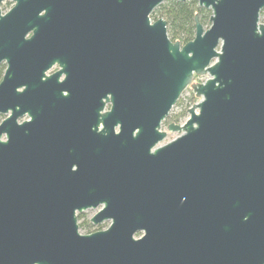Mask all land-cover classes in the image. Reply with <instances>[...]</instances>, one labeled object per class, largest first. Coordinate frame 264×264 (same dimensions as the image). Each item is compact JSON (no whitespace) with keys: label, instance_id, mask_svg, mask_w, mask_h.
I'll list each match as a JSON object with an SVG mask.
<instances>
[{"label":"water","instance_id":"95a60500","mask_svg":"<svg viewBox=\"0 0 264 264\" xmlns=\"http://www.w3.org/2000/svg\"><path fill=\"white\" fill-rule=\"evenodd\" d=\"M3 1L0 264H264V0H197L185 43L163 0Z\"/></svg>","mask_w":264,"mask_h":264},{"label":"trees","instance_id":"16d2710c","mask_svg":"<svg viewBox=\"0 0 264 264\" xmlns=\"http://www.w3.org/2000/svg\"><path fill=\"white\" fill-rule=\"evenodd\" d=\"M198 15L199 22L204 26L210 24L211 10L198 6L197 0H163L150 13V18L155 20L162 17L166 20L167 34L172 41L185 43L191 39L195 32V15ZM259 20L264 23V8L260 10ZM196 77V76H194ZM183 114L175 117L167 115L165 118L177 121ZM81 214H78V218ZM90 223L82 222L83 228H88ZM87 225V226H85ZM91 225V224H90Z\"/></svg>","mask_w":264,"mask_h":264},{"label":"rangeland","instance_id":"374dc122","mask_svg":"<svg viewBox=\"0 0 264 264\" xmlns=\"http://www.w3.org/2000/svg\"><path fill=\"white\" fill-rule=\"evenodd\" d=\"M12 1L10 0H5L3 1V3H1V11L4 12L6 10H8L11 6H12ZM157 19V18H156ZM152 20V19H151ZM153 21V20H152ZM208 26L204 25V28H206ZM196 76V77H194ZM192 78V82H202L204 81L207 77H209V75L206 73L204 75H194ZM201 97L196 96L195 93L193 92V90L191 89L190 86H187L181 93V95L179 96V98L177 99L176 103L172 106V108L170 109L168 115L175 117L177 114L182 113L183 115L177 120H171L170 118L168 119H164L161 123L160 129L164 130L166 132V136L165 138L160 141L157 145H162L172 139H174L175 137H177L181 131H171L168 130L167 125L171 122L177 123V124H182L186 118L188 117V111L186 109H188L190 106H192V104L197 103L200 100ZM96 212V209L94 208H87L83 211H81V216L78 218L77 220V224H78V230L80 233H89L92 232L93 230L97 229L96 224H92L90 222V218L94 215V213ZM87 222V223H91V225H88V228H83L80 226V224L82 222ZM107 223H109V221L105 222L104 224L106 225ZM87 226V225H85Z\"/></svg>","mask_w":264,"mask_h":264},{"label":"flooded vegetation","instance_id":"af4514ba","mask_svg":"<svg viewBox=\"0 0 264 264\" xmlns=\"http://www.w3.org/2000/svg\"><path fill=\"white\" fill-rule=\"evenodd\" d=\"M30 34H31V32L27 35V36H30ZM6 67H7V63H6V61L5 60H2L1 62H0V81H1V79H2V77H3V75H4V72H5V70H6ZM62 69V66L57 62V61H55L54 63H52V65L50 66V67H48V69H46L45 71H44V75L42 76V80H45L46 78H48V77H50V76H52L54 73H56L57 71H60ZM65 79V73L64 72H61L60 73V75L58 76V81L59 82H62L63 80ZM24 87L25 86H20V87H17V91H22L23 89H24ZM32 89H33V87H32ZM32 89H31V91H32ZM62 94L63 95H66L67 94V91L66 90H62ZM109 103H106L105 104V110H107L108 108H109ZM8 114H10V110L8 111V113H0V122L8 115ZM29 120L30 119V116L27 114V113H25L22 117H20V118H18V122H21V121H23V120ZM101 207V205H99V206H97L96 208H94V209H96V211L99 209ZM78 214H81V212H79V213H77V216H78ZM77 220H78V217H77ZM107 221H109V223H107L106 225L104 224L105 222H107ZM90 222L92 223V224H96V225H98L97 226V229H95V230H93V231H97V230H103V229H106L108 226H109V224L111 223V220H102V221H100V222H98V223H93L92 221H91V219H90ZM89 222V223H90ZM90 223V224H91ZM89 224V225H90ZM92 231V232H93ZM136 236H138V234L136 235Z\"/></svg>","mask_w":264,"mask_h":264}]
</instances>
